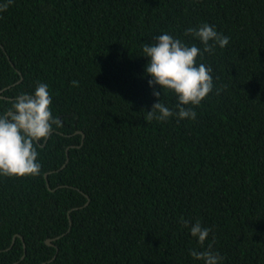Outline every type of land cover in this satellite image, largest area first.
Here are the masks:
<instances>
[{"label":"trees","instance_id":"16d2710c","mask_svg":"<svg viewBox=\"0 0 264 264\" xmlns=\"http://www.w3.org/2000/svg\"><path fill=\"white\" fill-rule=\"evenodd\" d=\"M205 23L229 44L185 35ZM165 33L212 69L213 91L184 106L194 120L146 119L143 47ZM37 83L62 126L36 146L40 175H0V264H204L190 250L209 244L219 264H264V0H12L0 114ZM160 99L178 112L174 92Z\"/></svg>","mask_w":264,"mask_h":264},{"label":"clouds","instance_id":"9594fccd","mask_svg":"<svg viewBox=\"0 0 264 264\" xmlns=\"http://www.w3.org/2000/svg\"><path fill=\"white\" fill-rule=\"evenodd\" d=\"M8 3L0 5V11L7 9ZM185 35H192L203 44V52L214 53L216 46L224 48L230 38L218 33L214 26L203 24L199 28H188ZM145 57H149L146 66V75L153 88V95L159 102L153 104L151 111H147V121L153 119L166 121L172 116L179 119H195L196 112L191 107L198 106L213 91L212 69L203 63L197 66V57L203 55L201 49L195 45L188 46L180 39L165 33L157 38L154 45L145 44ZM78 86V81L72 82ZM156 86H159L157 90ZM162 90L172 91L178 97L174 112L161 102ZM217 95L220 91L217 90ZM52 98L48 85L37 83L32 95L19 94L5 113L0 114V175L5 177L38 176L41 165L38 162L37 144L47 140L53 131V125L62 126L59 118H54L50 110ZM186 227L188 222L181 218ZM211 229L201 226L196 221L190 227L192 237L198 239L203 247ZM190 255L204 264H219L222 257L212 250L209 244L205 251L190 250Z\"/></svg>","mask_w":264,"mask_h":264},{"label":"water","instance_id":"95a60500","mask_svg":"<svg viewBox=\"0 0 264 264\" xmlns=\"http://www.w3.org/2000/svg\"><path fill=\"white\" fill-rule=\"evenodd\" d=\"M1 93V92H0ZM79 133H82V132H79ZM83 135H84V133H82ZM84 138H85V135H84ZM69 151V149L67 150V152ZM67 165V163L64 165V167ZM49 189L51 190V191H56V189L55 190H53V189H51L50 188V186H49ZM89 203H90V199L88 200V203L86 204V206H88L89 205ZM59 238H61V237H59ZM59 238H56V239H59ZM56 239H49V240H47V244L49 245V246H55L54 245V243H53V240H56ZM13 240H14V238H13ZM26 253V247H25V245H24V254Z\"/></svg>","mask_w":264,"mask_h":264}]
</instances>
